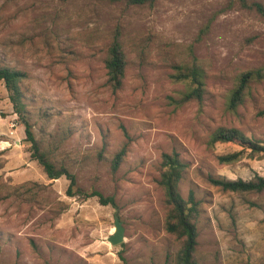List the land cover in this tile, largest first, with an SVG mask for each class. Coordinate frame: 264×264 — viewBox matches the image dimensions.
Segmentation results:
<instances>
[{"label":"rangeland","instance_id":"374dc122","mask_svg":"<svg viewBox=\"0 0 264 264\" xmlns=\"http://www.w3.org/2000/svg\"><path fill=\"white\" fill-rule=\"evenodd\" d=\"M248 3L0 0V67L27 75L21 114L0 81V264H173L182 244L165 229L158 184L173 151L187 164L182 196L200 201L198 264H264V192L209 181L264 177V158L219 162L238 142L210 144L218 129L236 128L264 146V12L255 7L264 0ZM117 29L127 66L113 91L105 60ZM194 59L204 100L180 105L186 86L172 78L175 67ZM259 69L263 78L229 111L239 75ZM25 122L57 169L76 176L74 196L66 175L49 179L32 158ZM81 191L113 196L118 208ZM116 213L125 242L112 246Z\"/></svg>","mask_w":264,"mask_h":264},{"label":"trees","instance_id":"16d2710c","mask_svg":"<svg viewBox=\"0 0 264 264\" xmlns=\"http://www.w3.org/2000/svg\"><path fill=\"white\" fill-rule=\"evenodd\" d=\"M111 3L126 2L130 5L154 4L158 0H100ZM232 4L238 2L242 8H250L248 0H231ZM258 11L264 12L261 4L256 3ZM108 80L107 83L113 91L122 87L127 66L126 55L121 43V31L115 30L112 43L109 45L107 57L105 60ZM176 73L173 75L175 82L186 86L179 104L190 102L192 100L202 104L206 91L205 73L198 62L194 59L189 64H181L175 67ZM27 77L26 73L9 67H0V81H4L7 90L10 92L11 101L16 108V112L21 114L19 108L22 106L21 84ZM263 78L262 70H248L239 75L234 88L231 90L227 102V109L236 112L248 95L251 85L256 80ZM264 117V110L259 112ZM26 125V140L31 144V156L36 159L44 168L49 179H58L63 175L70 180L68 194L74 196L73 188L76 186V176L67 169H57V167L42 152L38 141L36 140L30 125ZM238 142L242 149L233 153H228L218 157L221 164H234L247 157L250 159L264 158V146L257 141L248 138L242 131L236 128L218 129L210 139V144ZM127 152V146H124L115 156L112 163L113 171H117ZM162 172L158 184L162 189L167 205V216L165 220V229L168 233L175 235L182 246L177 253L173 264H198L196 257L198 246V219L200 216V201H198L194 191H190L188 198H184L180 192L179 185L187 169V164L182 160L180 154L176 151L165 153L162 156ZM210 183L231 192H264V177L256 175L249 181L243 179L227 180L221 178H209ZM82 192V191H81ZM85 198L97 197L102 205H112L118 208L113 196L105 197L99 191L91 193L82 192ZM120 258L125 261V257L120 253ZM167 264H172L167 261Z\"/></svg>","mask_w":264,"mask_h":264},{"label":"water","instance_id":"95a60500","mask_svg":"<svg viewBox=\"0 0 264 264\" xmlns=\"http://www.w3.org/2000/svg\"><path fill=\"white\" fill-rule=\"evenodd\" d=\"M108 242L112 246L125 242V227L118 213L115 215V231L108 237Z\"/></svg>","mask_w":264,"mask_h":264}]
</instances>
